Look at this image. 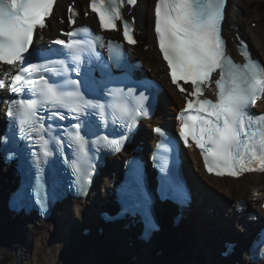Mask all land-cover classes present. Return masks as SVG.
<instances>
[{"label": "snow or ice", "instance_id": "1", "mask_svg": "<svg viewBox=\"0 0 264 264\" xmlns=\"http://www.w3.org/2000/svg\"><path fill=\"white\" fill-rule=\"evenodd\" d=\"M54 2L0 0V63L16 67L15 74L10 75L9 89L27 97L12 101L15 109L10 106L8 115L18 123L20 137L39 142L44 156L51 154L50 141H55L57 147L66 141L82 159L88 154L91 135L96 136L97 143L119 151L126 135L110 139L97 132L106 126L109 113L112 123L119 120L129 131L139 118L147 116L145 102L149 96L143 91L138 96L136 93L139 87L148 85L138 82L126 91L125 88L106 89L101 98H95L89 87L88 72L81 71L84 41L79 39L53 41L66 50L59 53L64 58L32 57L34 34L46 26L45 20L51 15ZM124 2L90 0V9L98 15L102 29L115 30L117 21H122L125 39L134 44L130 24L123 19L121 11ZM126 3L134 5L136 0H126ZM225 3L226 0H156L154 32L171 82L180 92L193 97L186 96L185 108L178 113L179 137L187 146H191L190 138L195 142L209 174L240 177L247 172H264V113L255 114L250 110L258 99L264 98V64L252 59L243 42V64L235 63L227 55L221 28ZM69 23H75L71 16ZM30 57L42 62L34 63ZM217 70L220 75L215 80L216 99H202V85L210 84ZM73 73L83 75L84 79H72ZM181 82L190 84L191 92ZM4 84L5 79H0V87ZM68 113L73 114L75 124L65 127L47 123L55 119L63 121ZM155 131L160 133L161 129ZM32 156L39 164L40 156L36 152ZM73 167L83 191L88 183L87 172L82 163L74 162ZM38 202L42 210L46 209L44 198H38Z\"/></svg>", "mask_w": 264, "mask_h": 264}, {"label": "bare ground", "instance_id": "2", "mask_svg": "<svg viewBox=\"0 0 264 264\" xmlns=\"http://www.w3.org/2000/svg\"><path fill=\"white\" fill-rule=\"evenodd\" d=\"M70 0H57L54 11L46 24L45 28L41 29L38 33V40H46L48 37L55 33L56 28L60 27V21L65 18L64 8L66 3ZM81 1V0H76ZM263 0H230L228 6V21L225 23L227 32L231 33V24L237 22L240 26L241 33L246 36L250 42L251 47L256 55H260L264 59V17L258 16L257 11L263 12L261 9L263 6ZM135 13L138 16L137 29L139 36L145 40L147 44L146 50H140L145 55V66L157 69V63H160L158 57H156L153 48V38L148 25L150 9V0H140L134 8ZM255 12V13H254ZM253 14V15H252ZM257 15V25L255 28L249 26V19L254 15ZM138 51V48L136 49ZM160 69V68H159ZM168 91L166 94L175 93L172 88L167 86ZM260 105L264 107V98L259 101ZM258 103V104H259ZM168 111L164 110L165 113L171 115V111H175L177 108L175 105H170ZM171 118L167 116L166 119ZM160 117H156L154 121H159ZM187 167L190 170L189 174L193 178L196 184L207 181L211 185L218 187L219 189H227L229 194L233 197H244L250 202V205L256 206V219L259 215H264V210L259 208L260 198L264 194V173L263 174H247L243 177L234 180L232 178H214L204 175L199 168V161L195 157V154L188 153ZM120 157H116L118 160ZM115 160V161H116ZM6 170L3 169V173ZM115 175H109L108 173L103 174L102 181L92 191V197L96 194L100 197L99 201L104 197L103 188L107 182L110 183V177ZM3 177L0 173V192L3 188ZM199 198H202V203L199 205V213L207 215L206 208L213 209L212 211L223 208L226 211V216L222 222L231 223L232 219L229 217L231 214L235 217L245 218L246 213L242 214L234 210L233 207L225 205L221 206L220 199L217 201L210 195H205L203 191H200ZM72 206L75 204L77 209L73 212L71 219L76 223H90L94 226V222L91 217L92 201L86 203L70 202ZM64 205L59 213L47 220L46 222L34 223L32 220H27L26 224L16 221V219L8 218L1 204L0 194V258L1 255L8 254L10 252H16L20 256V260L17 264H34L37 262V257H40V251L42 246L45 244L48 251L46 250L48 257L46 256L43 264H131L133 260L142 256L140 264H159L161 259L165 256V252L169 246H174L176 251L172 253L170 264H188V259L193 257L202 259L204 264H228L224 260H218L216 258L215 242L210 241L208 243H199L195 245L194 236L190 233L179 230L178 234L170 231V229L164 234H156L154 239L145 247L138 245L135 248H124L120 246V239L124 238V235L115 230L112 233V239L119 237V242L116 244H106V240L98 238L97 236L85 237L82 236L79 230L70 228L68 222L63 221L61 216L65 214ZM63 210V211H62ZM62 211V212H61ZM78 211V212H77ZM214 214V213H213ZM224 216V215H221ZM69 217V215L67 216ZM67 221V220H66ZM78 221V222H77ZM66 224V225H65ZM250 224V223H249ZM209 225V224H208ZM208 225H205L207 227ZM80 226V227H81ZM201 230H205L200 227ZM117 229V228H116ZM185 243L189 244H183ZM183 244V245H182ZM163 248L161 259L155 258V251ZM191 256H186V253H190ZM204 255V258H203ZM184 258L186 260H184ZM39 259V258H38ZM180 259L181 261H178ZM202 261V262H203ZM260 264H264V261Z\"/></svg>", "mask_w": 264, "mask_h": 264}, {"label": "rangeland", "instance_id": "3", "mask_svg": "<svg viewBox=\"0 0 264 264\" xmlns=\"http://www.w3.org/2000/svg\"><path fill=\"white\" fill-rule=\"evenodd\" d=\"M263 7L261 8V9H264V0L262 1V4H261ZM264 11V10H263ZM255 13V12H254ZM262 12H258L257 11V14H258V16L259 17H261V15L264 17V13H262ZM253 15V14H252ZM255 17H257V15L255 14L253 17H251V19H249V23L250 22H255V23H258V21H257V18H255ZM251 28H255L256 27V25L255 26H252L251 24L249 25ZM43 248H41L40 249V251L38 252V253H40V257H37V258H35V259H37V262H35L34 264H43L45 261V258H46V256L48 257V254H47V252H46V250L48 251V249H47V247L45 246V244L42 246ZM8 254H10L11 255V257H12V261H11V263L10 264H17L18 263V261L20 260V256L19 255H17L16 254V252H10V253H8ZM39 258V259H38Z\"/></svg>", "mask_w": 264, "mask_h": 264}, {"label": "trees", "instance_id": "4", "mask_svg": "<svg viewBox=\"0 0 264 264\" xmlns=\"http://www.w3.org/2000/svg\"><path fill=\"white\" fill-rule=\"evenodd\" d=\"M12 261L11 256H5L3 258H0V264H10Z\"/></svg>", "mask_w": 264, "mask_h": 264}]
</instances>
